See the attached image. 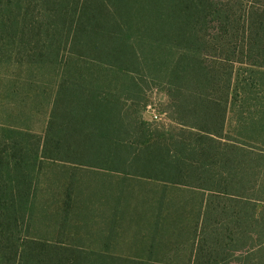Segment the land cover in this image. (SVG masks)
Returning <instances> with one entry per match:
<instances>
[{
    "label": "trees",
    "instance_id": "16d2710c",
    "mask_svg": "<svg viewBox=\"0 0 264 264\" xmlns=\"http://www.w3.org/2000/svg\"><path fill=\"white\" fill-rule=\"evenodd\" d=\"M0 64L35 72L20 102L43 118L1 128L0 264H264L247 142L264 138V0H0ZM158 87L168 128L140 112Z\"/></svg>",
    "mask_w": 264,
    "mask_h": 264
},
{
    "label": "rangeland",
    "instance_id": "374dc122",
    "mask_svg": "<svg viewBox=\"0 0 264 264\" xmlns=\"http://www.w3.org/2000/svg\"><path fill=\"white\" fill-rule=\"evenodd\" d=\"M36 77L35 72L29 74L24 69H20L18 67H12V66H7L6 64H0V133H1V128L4 127H22V128H30V129H35V130H40L42 128V115L39 113H36L34 111L37 110L39 105H36L38 102L35 101H29L28 104L25 106L24 103L20 102L21 98L25 99L26 97V90L29 89L28 86L26 85V79L29 78L30 80L34 79ZM34 86H32V89ZM146 96H147V103L142 107L141 109V116L143 119L154 126L161 128H168L173 124V121L171 120V115L168 111V103H169V98L166 95L165 91L158 88H152L148 89L146 91ZM35 104V108L34 107ZM33 105V107H32ZM33 108V109H32ZM32 109V113H31ZM29 111V113H27ZM233 113L229 112L227 115V124L228 122L232 124L233 126H236V123L233 119ZM234 131L232 129L231 134L234 135ZM247 133V132H246ZM249 134V133H247ZM237 134H235L236 136ZM264 138H258L254 140H248L249 143H254L257 145L259 144V148L263 149L264 151V141L263 143L261 142ZM252 149V148H249ZM264 153V152H262ZM59 170V168H56L55 166H48L46 167V172H53L55 170ZM92 170V169H90ZM89 170V171H90ZM87 171L86 176L90 177L92 174H89ZM93 171V170H92ZM102 179L104 178L101 173L98 174ZM42 177V174H40V179ZM260 179L264 183V164L262 167V174L260 176ZM129 187H132L136 190H149V187H144L143 184H136V183H131L128 184ZM46 188L45 190H41L38 192V195L36 197V204L35 207L36 209L41 208V204L44 202L46 204L51 203V192L50 190L56 189L57 185H51L46 183ZM143 194L144 192L141 191ZM134 195V194H133ZM135 196V195H134ZM173 196V194H172ZM188 197V202L194 203L198 199V196H190V195H185ZM262 196V193H257L254 195L250 200L254 202H258L259 205L264 206V203L260 202L259 197ZM136 200V196L135 199ZM35 209V208H34ZM43 209H46L44 207ZM263 210V209H262ZM54 214V213H53ZM53 216V215H52ZM47 216L44 215H39L38 212L33 219V226H31V232L34 234H43L44 232H50L49 234L51 235V229L55 230V223H53V219L51 220L47 218L45 220H42V218H45ZM49 226V228L47 227ZM264 223H260L259 225L254 224L253 227H251V232L253 239L255 238V242L253 244L257 245L261 243L264 239ZM54 228V229H53ZM135 231L133 229L130 230H122L120 234L122 235V238L120 239V244H119V249L120 251L125 250V242L126 239L125 237H131L133 236V233ZM81 236V241L85 243H89L92 238V232L89 231H83L80 233ZM178 239L174 238V240ZM247 243H250L249 241ZM255 246L254 248H257Z\"/></svg>",
    "mask_w": 264,
    "mask_h": 264
}]
</instances>
